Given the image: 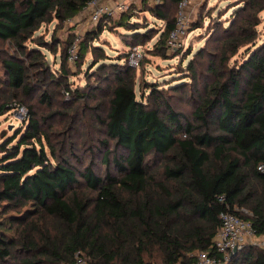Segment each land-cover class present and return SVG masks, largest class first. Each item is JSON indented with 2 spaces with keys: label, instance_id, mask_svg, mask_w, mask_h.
Returning a JSON list of instances; mask_svg holds the SVG:
<instances>
[{
  "label": "trees",
  "instance_id": "16d2710c",
  "mask_svg": "<svg viewBox=\"0 0 264 264\" xmlns=\"http://www.w3.org/2000/svg\"><path fill=\"white\" fill-rule=\"evenodd\" d=\"M90 1L0 0V116L13 102L27 108L24 129L0 142V264H76L77 250L91 264H193L196 251L221 256L212 245L225 210L251 221L264 237V37L258 30L264 0H240L228 25L212 31L216 50L202 47L188 62L191 83L203 65L197 57L207 56L201 72L210 76L190 116L158 83L146 82L139 94L127 60L95 59L92 76L114 82L104 114L100 101L89 105L105 134L90 151L105 166L102 174L92 159L82 169L73 160L72 143L63 137L71 123L64 130L46 124L68 114L58 92L94 99L103 87L87 81L81 90L66 79L76 33L62 45L57 73L43 48L55 52L61 40L39 32L44 23L77 16ZM180 1L149 5L165 21L154 43L163 54ZM120 13L116 23L129 30L124 35L153 37L154 28L132 20L134 11ZM110 20L103 15L81 33L79 58L97 54L101 47L92 41ZM241 51L243 59L232 63ZM38 104L56 108L43 113ZM226 264H264V247L247 244Z\"/></svg>",
  "mask_w": 264,
  "mask_h": 264
},
{
  "label": "rangeland",
  "instance_id": "374dc122",
  "mask_svg": "<svg viewBox=\"0 0 264 264\" xmlns=\"http://www.w3.org/2000/svg\"><path fill=\"white\" fill-rule=\"evenodd\" d=\"M240 0H211L208 7L203 10L199 9L198 14L192 19L189 26L187 35L174 46L167 47L161 53L160 49L155 47L154 43L159 38L160 31L165 26V21L157 19L153 13L149 10V2L137 4H130L128 9L134 11V19H138L142 25H149L153 29V37L147 40H135L123 33H129L123 26H119L118 19L120 17L119 12L111 15V20L108 21L103 31L98 35L97 39L93 40L94 45L100 46L97 50V54L92 53L90 50L84 57H80L76 62L66 63L68 69V76L66 79L71 83V87L86 89L87 81L95 83V85H101L103 87V94L98 98H78L77 96H67L62 92H58V96L62 101V109L68 114L64 116H58L49 118L46 126L51 130H64L68 127V123H71V127L68 128L64 134V138L71 141L73 151L77 155L78 160L73 158L77 165L82 169L84 165L89 164L91 157V149H95L101 145V139L105 137L102 124L96 119L99 114L93 112L89 105L95 104L98 101L101 102L100 113L104 114V110L108 107L107 96H110V87L113 85V80H104L101 75H93L97 70V65L94 69H91L92 64L99 58V63L115 61L123 63L127 60L129 63V52L131 49L140 47L139 49L143 53L142 61L138 67L134 68V76L136 80V87L138 92L142 91L146 82L158 83L159 87L166 90L172 104L181 111L185 116H190L193 109L199 103L200 97L204 94V86L207 79L210 76L204 75L201 72L206 70L209 59L206 57H197V65L203 62L200 66L201 71L197 77H195V83H191L189 72L187 70V64L191 59L195 58L196 52L206 47L209 51L216 50L218 42L214 41L213 29L219 23L228 25L229 20L232 18V13L238 7L236 5ZM111 2V0H109ZM118 2V1H116ZM111 2V3H116ZM174 11V9H173ZM88 17V19H87ZM261 22L258 26L259 35L264 37V10L260 13ZM106 21V20H105ZM199 23L200 26L195 27ZM99 23H92L89 21V11L86 9L71 20H65L60 22L54 19L52 22L44 23L39 30L41 34L47 39L51 40V36L54 34L61 40L57 46L55 52L49 50V48H43L46 57L51 63L52 70L59 72L62 60V45L64 42L70 41L73 37L72 34L76 32L83 33L86 29L96 28ZM219 26H217L218 28ZM144 29L141 28L140 31ZM243 50V49H242ZM106 55V57L104 56ZM245 55L242 51L232 59V63L235 59L241 61ZM199 66V65H198ZM89 72L87 77L86 72ZM105 72L104 70L100 71ZM3 73L0 63V74ZM188 84L185 89L171 90L180 84ZM1 86V84H0ZM92 85L91 87H93ZM54 89V86H52ZM149 92V89L145 90V94ZM140 97V96H139ZM13 109L0 116V142L6 137L14 136L24 129L25 122L27 121V108L25 105H20L18 102H13ZM39 105L40 111L43 113L49 112L56 108V105L49 108L45 105ZM54 127V128H53ZM94 162L95 171L98 174H102L105 170V166L101 164L98 154L92 159ZM241 212L249 214L250 211L246 208H241ZM253 244H259L263 246L264 237L255 235Z\"/></svg>",
  "mask_w": 264,
  "mask_h": 264
},
{
  "label": "built area",
  "instance_id": "2783aa9c",
  "mask_svg": "<svg viewBox=\"0 0 264 264\" xmlns=\"http://www.w3.org/2000/svg\"><path fill=\"white\" fill-rule=\"evenodd\" d=\"M189 0H181L179 3V11L176 19V25L171 30L167 39V46H174L181 42V40L187 35L191 19L185 12V6ZM150 4H154L157 0H148ZM129 4L125 2L111 3L107 0H91L85 9L89 10V21L92 23H98L103 15H113L116 12H122L127 10ZM71 20V19H69ZM80 32H76V38L68 47V60L70 62H76L79 59L80 53ZM136 47L129 52V63L133 67H138L143 58V53ZM68 96L69 93L66 92ZM259 169H264V164L259 165ZM223 200V197H220ZM220 226L213 239V247L221 254L211 255L208 251H196V260L193 264H226L229 258L232 256V252L237 249L240 250L247 244L253 243V239L256 235L251 221L238 215L230 210L221 212ZM264 247V244H263ZM76 264H91L88 255L82 251L77 250L75 253ZM163 264H181L175 263H163Z\"/></svg>",
  "mask_w": 264,
  "mask_h": 264
},
{
  "label": "crops",
  "instance_id": "0c3cea01",
  "mask_svg": "<svg viewBox=\"0 0 264 264\" xmlns=\"http://www.w3.org/2000/svg\"><path fill=\"white\" fill-rule=\"evenodd\" d=\"M109 1V0H107ZM125 2L127 4H137L139 5L140 2H142V0H111V2ZM211 0H189L187 5L185 6V12L187 13L188 17L192 19L196 16V14H198L199 9H201L202 7H208V5L210 4ZM86 9L83 10V12ZM88 10V9H87ZM89 11V10H88ZM88 19V17H87Z\"/></svg>",
  "mask_w": 264,
  "mask_h": 264
},
{
  "label": "water",
  "instance_id": "95a60500",
  "mask_svg": "<svg viewBox=\"0 0 264 264\" xmlns=\"http://www.w3.org/2000/svg\"><path fill=\"white\" fill-rule=\"evenodd\" d=\"M237 253H238V250L235 249V250L232 252V255L237 254Z\"/></svg>",
  "mask_w": 264,
  "mask_h": 264
}]
</instances>
